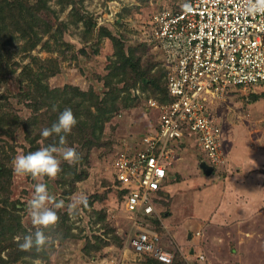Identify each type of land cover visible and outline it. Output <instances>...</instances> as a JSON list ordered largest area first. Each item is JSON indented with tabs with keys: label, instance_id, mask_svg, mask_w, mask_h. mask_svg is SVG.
I'll return each mask as SVG.
<instances>
[{
	"label": "rangeland",
	"instance_id": "1",
	"mask_svg": "<svg viewBox=\"0 0 264 264\" xmlns=\"http://www.w3.org/2000/svg\"><path fill=\"white\" fill-rule=\"evenodd\" d=\"M169 1L0 0V165L7 169L0 177V264H148L128 243L130 214L111 160L156 126L157 111L144 97L156 98L146 81L158 80L163 66L149 43L148 20ZM129 57L145 79L125 62ZM136 87L139 96L131 93ZM255 90L231 91L215 106L223 161L209 175L194 136L178 147L157 225L161 244L175 250L171 264H264V94ZM63 91L98 120L94 135L75 127L65 135L80 159L70 165L57 154L56 179L15 175V156L59 145L58 135L41 131L66 108L59 107ZM113 93L112 108L106 105ZM248 156L257 160L256 178L236 179L235 166ZM247 181L249 187L236 188ZM37 183L47 185V206L60 219L44 230L48 245L25 252L15 237L37 230L28 204ZM81 193L88 205L69 215L72 197Z\"/></svg>",
	"mask_w": 264,
	"mask_h": 264
},
{
	"label": "built area",
	"instance_id": "2",
	"mask_svg": "<svg viewBox=\"0 0 264 264\" xmlns=\"http://www.w3.org/2000/svg\"><path fill=\"white\" fill-rule=\"evenodd\" d=\"M246 2L170 0L148 20L149 43L160 52L172 100L144 99L157 111L156 126L124 143L111 160L113 179L130 214L128 243L139 255L166 264L174 259L175 250L164 248L163 234L149 219L160 221L155 200L165 191L167 171L183 139L194 136L205 165L217 167L223 161V133L215 106L231 91L255 93L259 87L264 94V14H246Z\"/></svg>",
	"mask_w": 264,
	"mask_h": 264
},
{
	"label": "clouds",
	"instance_id": "3",
	"mask_svg": "<svg viewBox=\"0 0 264 264\" xmlns=\"http://www.w3.org/2000/svg\"><path fill=\"white\" fill-rule=\"evenodd\" d=\"M243 11L249 15L264 14V0H247ZM78 120L71 108H65L58 117L57 122L51 127H45L41 135L48 138L53 135L60 137L59 145H49L40 147L38 150L28 154H18L12 161V168L15 175L31 176L34 180L37 178L48 177L56 179L61 172V161L57 154L61 155L70 165L76 164L80 157L73 147L65 146V135L70 134L77 125ZM52 200L47 185L37 183L34 186V194L28 201L29 215L31 223L37 227L34 233L23 236H17L18 247L21 251L30 252L41 251L51 242V236L46 234L45 229L54 228L59 222V216L56 211L47 205ZM88 197L81 193L72 197V202L68 205V214L74 215L79 206H87ZM62 204H56L59 208Z\"/></svg>",
	"mask_w": 264,
	"mask_h": 264
},
{
	"label": "trees",
	"instance_id": "4",
	"mask_svg": "<svg viewBox=\"0 0 264 264\" xmlns=\"http://www.w3.org/2000/svg\"><path fill=\"white\" fill-rule=\"evenodd\" d=\"M0 59H1V56H0ZM125 62L127 64H129V66L132 69L134 67V69H136V71H137V69H138L137 62L134 63L132 61L131 57H129L128 59H126ZM160 72H162V74L160 73V76H159V79L158 80H155L154 81L153 80L154 78H148V80L146 81V84L147 83L148 84L149 83L152 84V88L154 89V93L156 94V98L155 99H157L159 101H171L172 98L170 96H168L167 90H166V88L164 86V82H165L164 81V76H165V72H166L165 68L162 67V71H160ZM137 73H138V71H137ZM144 76H145L144 72H139L138 73V77H140V79L141 78L145 79ZM135 89H137V87L136 88H132V90H131V93H132L133 96H136L137 95L133 91ZM62 93H63V97L64 98H63V101H60L59 107H61V108L62 107H67V108H71L72 109L75 117L78 120V123L75 126V129L79 133H81L82 135L85 134V132H87V130L90 131V133H93V135H94V128H96L95 126H96V123H97L98 120L95 119V117L91 114V112L89 111V109L80 106L77 102H73V100L66 95L67 92L63 91ZM137 96H139V95H137ZM147 98H148L147 96L144 97V99H147ZM115 99H116V93L115 94L113 93V96L110 97V102L107 103L108 105H106V106H109V107L112 106V108H113L114 107V105H113L114 102L113 101ZM0 125H2V124L0 123ZM59 139H60V137H59ZM59 139H58V141H59ZM5 172H7V169L3 165H0V177H2L3 174L6 175ZM115 184H116V182H115ZM119 194L121 196V191H119ZM158 194L160 196L163 195V194L165 195V193H163V192H159ZM162 199L163 198L160 197V198H157L155 200L157 210L159 209L160 202H161ZM149 223H150V226L152 228H154L157 231H159L158 228H157L158 220H156L154 218H150L149 219ZM145 260H146V262H148V264H166V263H162V262H160V261H158L156 259L150 258V257H146Z\"/></svg>",
	"mask_w": 264,
	"mask_h": 264
},
{
	"label": "crops",
	"instance_id": "5",
	"mask_svg": "<svg viewBox=\"0 0 264 264\" xmlns=\"http://www.w3.org/2000/svg\"><path fill=\"white\" fill-rule=\"evenodd\" d=\"M256 163H257V160H255V158H250L249 156L240 159L239 164L237 166H235L238 170H240V171H235L237 174L236 179H240V177L243 178L244 176L256 178L257 174L252 172L253 168L256 166ZM203 165H205V164H203ZM212 172H213V170H212ZM228 185H229V187L232 186L230 184V182ZM249 185H251V182L248 183V181H247L245 183L243 182L241 185H239L236 188H239L241 191V190H243V187H249ZM246 190H249V189H246ZM248 249H250V248H248ZM249 252H251V251H249Z\"/></svg>",
	"mask_w": 264,
	"mask_h": 264
},
{
	"label": "water",
	"instance_id": "6",
	"mask_svg": "<svg viewBox=\"0 0 264 264\" xmlns=\"http://www.w3.org/2000/svg\"><path fill=\"white\" fill-rule=\"evenodd\" d=\"M252 99H254V96H252ZM203 172L207 175L210 174V172L213 170V168L211 166L208 165H203Z\"/></svg>",
	"mask_w": 264,
	"mask_h": 264
}]
</instances>
